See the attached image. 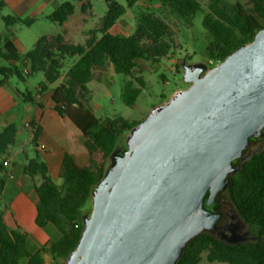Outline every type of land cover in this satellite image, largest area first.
<instances>
[{"label": "trees", "instance_id": "trees-1", "mask_svg": "<svg viewBox=\"0 0 264 264\" xmlns=\"http://www.w3.org/2000/svg\"><path fill=\"white\" fill-rule=\"evenodd\" d=\"M202 1L126 0V5H123L116 0H105L106 14L99 27L88 33L84 44L67 42L63 34L43 36L24 55L13 42V28L17 25L31 26L36 18L2 17L6 31L0 32V85L12 77L26 81L27 77L37 73L45 77V81L37 87L39 94L59 83L51 89L54 109L81 131L89 152V162L80 166L73 156L66 154L59 172L61 183L57 184L51 179L44 161L38 157L27 160L23 165L24 175L33 180L41 178L39 184H34L38 196L36 225L40 228L50 224L55 226L61 238L38 252H30L27 233L18 226H8L5 205L0 200V264H21L22 261L25 264H45V253H49L54 261L65 264L79 242L84 228L83 218L91 212L92 192L104 178L111 156L119 149H122V154L127 151L126 136L141 122H129L122 117L98 118L83 103L87 84L96 78L98 70L108 63L116 73L134 76L139 61L158 63L168 57L173 48V32L169 24L171 16L192 24L198 13L204 14L203 26L210 35L206 49L209 68L222 62L241 45L253 41L257 32L264 28V0H246L252 12L240 2L229 6L223 0H209L206 10ZM140 2L145 8L138 14L134 34H111L110 29L128 9ZM90 8L89 2L82 4L83 13ZM155 9L158 12L153 11ZM75 10L72 2H64L47 19L63 26ZM134 79L138 86L131 81L123 89V98L129 107L135 106L145 87L142 76H134ZM21 96L25 103L35 100L31 91H24ZM36 140L37 132L34 146ZM17 141L18 128L15 124L0 132V191L7 180L3 162L11 156ZM258 141L261 139L252 138L250 143L254 145ZM239 162L235 160L233 164L237 166ZM208 197L209 193L205 197L206 207ZM221 197L234 205L246 224L256 228V240L231 245L203 232L187 244L177 264H200L204 253L210 263L264 264V144L233 176Z\"/></svg>", "mask_w": 264, "mask_h": 264}, {"label": "water", "instance_id": "water-1", "mask_svg": "<svg viewBox=\"0 0 264 264\" xmlns=\"http://www.w3.org/2000/svg\"><path fill=\"white\" fill-rule=\"evenodd\" d=\"M183 80L111 156L65 264H177L191 240L215 236L221 213L208 207L264 144V28L211 68L184 63Z\"/></svg>", "mask_w": 264, "mask_h": 264}, {"label": "rangeland", "instance_id": "rangeland-1", "mask_svg": "<svg viewBox=\"0 0 264 264\" xmlns=\"http://www.w3.org/2000/svg\"><path fill=\"white\" fill-rule=\"evenodd\" d=\"M51 4L35 12L36 21L31 26L17 25L13 28L15 39L20 44L23 54L31 50L34 42L43 36L63 34V29L56 23L47 19V16L54 11V4L72 2L75 7V14L67 24V30L71 35V43L84 44L88 38V33L99 27L101 19L105 16L107 7L105 0H84L89 2L90 10L85 15L82 12V4L79 0H52ZM120 4L126 5V0H116ZM227 5L240 2L252 12V7L246 0H223ZM204 9H208L209 0H203ZM145 5H135L128 9L122 17L123 22L117 27V32L122 35H132L136 29L138 14ZM2 15L10 14L7 8L2 9ZM158 12L157 9L153 10ZM203 13H198L192 24L179 19L177 16L169 17V24L173 32V48L170 55L161 59L158 63L149 61H139V68L134 76H142L145 87L137 98L134 107L126 105L123 98V89L127 82L133 81L134 76L118 74L113 67L107 64L104 68L96 72V78L87 84V94L84 105L89 108L98 118L122 117L129 122H142L149 113L157 106L169 101L171 97L181 89L187 88L183 80V64H198L207 62V45L210 35L203 26ZM5 30V24L0 19V31ZM101 35H99L100 37ZM25 49H22V48ZM2 64V63H1ZM102 77V78H100ZM13 84L22 91L35 92L39 84L45 81L42 73H37L21 81L17 77H12ZM21 127V124H19ZM25 133V131H23ZM61 183V180L56 182ZM247 240H256V228L246 224ZM49 264H54L50 261ZM57 264H61L57 262ZM200 264H223L219 262L210 263L207 261L206 253L202 256Z\"/></svg>", "mask_w": 264, "mask_h": 264}, {"label": "crops", "instance_id": "crops-1", "mask_svg": "<svg viewBox=\"0 0 264 264\" xmlns=\"http://www.w3.org/2000/svg\"><path fill=\"white\" fill-rule=\"evenodd\" d=\"M83 1L81 0L80 2L83 3ZM51 2L53 1L0 0V12L3 11L2 9L7 8L10 12L7 15L36 18L35 12L48 4L50 5ZM138 4L142 5V2ZM59 5L54 4V11ZM87 13L83 14L86 15ZM7 15L0 14V19L2 20V17ZM121 19L110 29L109 32L111 34L126 36L117 32V27L123 22ZM69 20L61 26L67 42L71 41V35L67 30ZM5 31L6 28L0 32L3 33ZM51 36L47 35V37ZM13 42L20 53L24 55L25 53L23 54L22 50H20V44L15 39V36L13 37ZM34 43L36 44V42ZM22 49L25 48L23 47ZM61 82H63V79ZM57 85L59 83L41 94L36 89L34 92L35 100L31 103L23 101L21 93L24 91L13 84L11 79L0 85V132L10 124H15L18 128L17 145L11 150V156L4 160L9 162V166L5 167L7 180L3 190L0 191V200L5 205L6 223L12 228L18 226L27 233V247L32 253L40 251L52 241L59 240L61 233L51 224L45 228H40L36 225L38 196L34 184H39L41 178L36 177L33 180L25 176L23 165L28 159L38 157L48 165L49 175L56 183L60 180L59 172L66 154L73 156L80 166L87 165L89 162V152L83 143L81 131L68 118L61 117L54 109L51 89ZM18 123L21 124V127H19ZM26 123H30L31 126L27 127ZM36 132L37 144L34 146L33 140ZM42 146H44L43 149ZM43 257L45 264H49L48 262L50 261L57 264L49 253H45ZM21 264H25V261H22Z\"/></svg>", "mask_w": 264, "mask_h": 264}, {"label": "flooded vegetation", "instance_id": "flooded-vegetation-1", "mask_svg": "<svg viewBox=\"0 0 264 264\" xmlns=\"http://www.w3.org/2000/svg\"><path fill=\"white\" fill-rule=\"evenodd\" d=\"M260 144L261 141H258L252 147L258 148ZM208 209L213 213H221V217L217 222L215 237L220 240H243L242 243L246 242L248 227L231 202L220 196Z\"/></svg>", "mask_w": 264, "mask_h": 264}, {"label": "built area", "instance_id": "built-area-1", "mask_svg": "<svg viewBox=\"0 0 264 264\" xmlns=\"http://www.w3.org/2000/svg\"><path fill=\"white\" fill-rule=\"evenodd\" d=\"M27 71V70H26ZM26 126L27 127H30L31 126V124L30 123H26ZM44 148V146H42V149ZM3 165H4V167H8L9 166V162L8 161H4L3 162Z\"/></svg>", "mask_w": 264, "mask_h": 264}]
</instances>
